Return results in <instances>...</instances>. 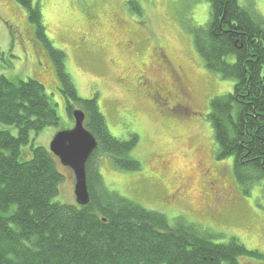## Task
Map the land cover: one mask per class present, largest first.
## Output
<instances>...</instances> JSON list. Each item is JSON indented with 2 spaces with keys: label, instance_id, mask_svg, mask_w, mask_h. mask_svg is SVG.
Wrapping results in <instances>:
<instances>
[{
  "label": "rangeland",
  "instance_id": "obj_1",
  "mask_svg": "<svg viewBox=\"0 0 264 264\" xmlns=\"http://www.w3.org/2000/svg\"><path fill=\"white\" fill-rule=\"evenodd\" d=\"M132 1L141 12L132 10ZM238 1L264 17V0ZM32 4L40 6L42 26L52 46L66 55V68L79 97L97 99L113 137L138 139L132 152L141 164L137 171H122L111 156H99L102 187L164 215L171 227L194 225L216 236L215 243L236 239L264 256V178L252 185L240 182L234 158L217 159L210 104L232 93L234 81L207 69L195 46L193 29L210 21L209 1L32 0ZM37 33L16 0H0V76L14 82L39 81L60 119L58 126L31 134V143L21 149L22 161L32 158L34 147L50 150L54 137L75 124L67 113L55 64ZM132 41L134 46L129 45ZM152 52L163 53L180 79L181 69L186 71L184 88L192 91L193 112L168 118L151 100H136L132 82L128 84L132 93L123 86L126 77L117 73L116 64L135 69L128 77L139 72L152 82L161 78L179 89L169 69L161 71L149 61ZM0 130L18 135L15 127L0 124ZM59 170L64 179L52 201L79 207L73 171L61 164ZM222 190L228 199H221ZM239 264H264V258L243 256Z\"/></svg>",
  "mask_w": 264,
  "mask_h": 264
},
{
  "label": "trees",
  "instance_id": "obj_2",
  "mask_svg": "<svg viewBox=\"0 0 264 264\" xmlns=\"http://www.w3.org/2000/svg\"><path fill=\"white\" fill-rule=\"evenodd\" d=\"M16 1L50 53L68 115L73 120V106H79L98 146L86 166L89 204L54 203L64 179L59 160L50 150L34 147L32 158L22 161L21 149L31 143L32 133L60 124L56 107L39 81L0 76V124L18 131L13 136L0 130V264H239L243 256L263 259L236 239L218 244L216 236L194 225L171 227L164 215L102 187L97 168L103 155L122 171L141 169L132 157L138 139L120 140L108 132L97 99L79 97L66 55L45 35L40 6ZM208 1L210 21L193 29L195 46L207 69L234 81L232 93L210 104L217 159L233 157L238 180L252 185L264 178V17L238 0Z\"/></svg>",
  "mask_w": 264,
  "mask_h": 264
},
{
  "label": "flooded vegetation",
  "instance_id": "obj_3",
  "mask_svg": "<svg viewBox=\"0 0 264 264\" xmlns=\"http://www.w3.org/2000/svg\"><path fill=\"white\" fill-rule=\"evenodd\" d=\"M130 44L134 46L136 43L132 41L129 45ZM149 61L154 63L161 71L165 69L170 70L169 62L163 53L152 52L151 55H149ZM115 67L117 68V73H122V76L120 75L121 78L126 77L122 82L123 86L127 90H130V93H132V89L129 88L130 86L128 84L132 82L135 85V91L133 90V94H138V96L132 95L136 100L141 101V99H139L140 97L145 100H151L159 108L161 113L168 116V118L174 116L173 113L193 112L190 103L191 96L189 94V92L192 91L189 88L187 90L184 88L185 81H187L185 74L186 71H184V69H181L180 71L182 72V79H180L178 74L173 73V70H170L173 80L176 81L175 84L180 85L179 89L176 90L173 86H167L164 84L161 81V78H156L157 80L155 79V81L152 82L147 79V75L140 74L139 72H134L133 77H128L135 69L129 67L123 68L118 64H116ZM221 192V195H223L221 199H228L225 195V191L222 190ZM223 204H226V201Z\"/></svg>",
  "mask_w": 264,
  "mask_h": 264
},
{
  "label": "water",
  "instance_id": "obj_4",
  "mask_svg": "<svg viewBox=\"0 0 264 264\" xmlns=\"http://www.w3.org/2000/svg\"><path fill=\"white\" fill-rule=\"evenodd\" d=\"M74 128L59 132L50 144V152L64 167L71 169L75 175V197L79 206L90 202L86 166L96 151L98 143L85 128L86 116L81 110L73 113Z\"/></svg>",
  "mask_w": 264,
  "mask_h": 264
}]
</instances>
